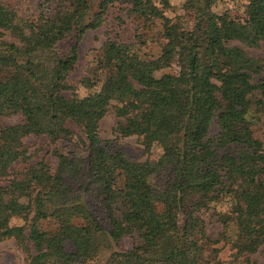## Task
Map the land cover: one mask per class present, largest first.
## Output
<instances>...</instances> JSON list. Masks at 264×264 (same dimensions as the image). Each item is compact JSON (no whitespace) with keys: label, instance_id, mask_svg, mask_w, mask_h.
I'll return each mask as SVG.
<instances>
[{"label":"trees","instance_id":"16d2710c","mask_svg":"<svg viewBox=\"0 0 264 264\" xmlns=\"http://www.w3.org/2000/svg\"><path fill=\"white\" fill-rule=\"evenodd\" d=\"M4 1L0 241H13L23 264H222L218 242L251 264L264 244V146L253 131L264 123V55L246 50L264 45V0H243L242 20L214 12L221 0H184L192 22L175 38L166 2L125 0L127 14L155 31L157 55L141 52L140 36L107 38L91 75L76 81L78 42L118 0H47L54 6L31 39L29 22ZM98 82L91 94L74 92ZM104 115L112 139L98 136ZM131 136L145 152L160 148L153 163L117 148ZM29 137L53 146L47 158L32 157ZM221 203L210 240L205 217Z\"/></svg>","mask_w":264,"mask_h":264},{"label":"rangeland","instance_id":"374dc122","mask_svg":"<svg viewBox=\"0 0 264 264\" xmlns=\"http://www.w3.org/2000/svg\"><path fill=\"white\" fill-rule=\"evenodd\" d=\"M167 3V7L163 10L164 16L169 20V25L173 26L171 32L172 38L177 37L181 31H184L191 26L192 15L190 12L182 8L184 0H163ZM5 6L10 7L15 14L22 19L29 22V39L38 35L43 28L44 14L53 8L54 4L47 0H6L3 2ZM243 0H221L217 2L212 10L216 13L227 10L231 18L235 20H242L245 16L243 11ZM140 36V37H139ZM138 37L142 41L139 43L141 52L155 56L158 53L159 38L154 30L146 32L141 28L139 23L132 19L127 14V4L125 0H118L115 5L107 11L103 23L100 27L94 30H87L84 32L81 40L76 47L77 60L69 75L70 80L76 81L83 77H89L95 66V60L99 54V49L102 43L107 38H116L123 42H137ZM144 40V41H143ZM10 41V40H8ZM139 41V40H138ZM71 43V42H69ZM67 43V44H69ZM246 52L250 56L262 57L264 55V45L261 49L251 50ZM175 67H171L157 73H174ZM253 79H255L253 77ZM75 86V94L78 97L86 96L97 90L99 82L90 89H83L78 84ZM10 123V120H0V123ZM113 119L109 115H104L98 123V136L101 140L112 139ZM253 131L256 138L260 139L264 146V123L260 120L253 126ZM215 132V127L212 125L208 130L211 135ZM24 145L27 147L32 157L47 158L52 149V145L47 143L43 138L29 137L24 140ZM117 148L130 161L143 162L148 161L153 163L160 155V148L153 144L147 152L139 144L135 136L120 138L117 141ZM155 185H160L161 181L154 179ZM226 205L215 204L212 206L205 217V235L210 240L217 239L220 232V225L216 221L217 214L223 213ZM11 225H18L21 222L17 219H11ZM217 249L216 258L222 264H241L238 259L233 260L232 251L227 245L222 242L212 246ZM107 256V252H102L100 255V262ZM251 264H264V244L260 246L257 251L250 256ZM0 264H23V254L14 246L12 240L0 241Z\"/></svg>","mask_w":264,"mask_h":264}]
</instances>
